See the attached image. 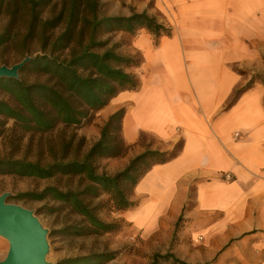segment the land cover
<instances>
[{
  "label": "crops",
  "instance_id": "obj_1",
  "mask_svg": "<svg viewBox=\"0 0 264 264\" xmlns=\"http://www.w3.org/2000/svg\"><path fill=\"white\" fill-rule=\"evenodd\" d=\"M141 1L170 34L139 29L125 54L138 86L117 93L97 114L102 125L124 108L123 140L131 147L121 170L145 145L170 150L134 186L121 215L189 264H264V0ZM127 15V13L125 14ZM98 137L95 138V142ZM229 175V178L226 177Z\"/></svg>",
  "mask_w": 264,
  "mask_h": 264
},
{
  "label": "trees",
  "instance_id": "obj_2",
  "mask_svg": "<svg viewBox=\"0 0 264 264\" xmlns=\"http://www.w3.org/2000/svg\"><path fill=\"white\" fill-rule=\"evenodd\" d=\"M100 8V0H0V15L7 16L0 31V45L20 36L19 42L26 49L37 41L41 51L19 70V79L0 77V90L10 98H0V117L13 119L22 131L46 132L57 123L77 125L91 112L102 109L118 92L138 86L136 75L128 69L139 63L131 55L118 53L116 44L109 46V37H101L116 32L134 34L143 28L157 38L169 35L170 29L145 11L133 10L126 16L104 15ZM25 73H33L44 80L27 82ZM256 79L264 84V76L255 74L234 92L231 102ZM123 113L124 108H120L109 115L100 128L99 138L81 159L41 164L1 157L0 174L79 177L80 183H85L77 190L61 191L48 186L38 194L23 195L36 199L50 196L82 216L80 225H68L60 230L65 235L113 231L116 225L100 220L97 206L90 200L106 194L115 210L129 208L133 204L129 196L139 179L152 166L175 157L182 146L180 140L169 151L145 149L130 158L121 170L113 174L98 173L96 160L121 156L128 147L121 133ZM1 126L0 120V135ZM113 257L114 252L105 251L66 257L58 263L104 264ZM160 260L169 264H189L172 253L153 254L149 264H159Z\"/></svg>",
  "mask_w": 264,
  "mask_h": 264
},
{
  "label": "rangeland",
  "instance_id": "obj_3",
  "mask_svg": "<svg viewBox=\"0 0 264 264\" xmlns=\"http://www.w3.org/2000/svg\"><path fill=\"white\" fill-rule=\"evenodd\" d=\"M141 1L147 2V6L149 7L153 5L152 0H100V12L104 15L126 16V13L129 15L131 11L136 10V6ZM6 22L7 16L4 14L0 15V31ZM19 29L22 33V28ZM134 34L116 32L101 38L105 39L109 37V46L116 44L115 50L118 53L131 55L139 63L141 61L140 53L125 54V49ZM19 37L17 36L13 41L0 45V64L10 66L19 62L26 55L33 56L41 53L40 43L33 41L26 49L19 42ZM24 80L27 82H37L44 80V78L33 73H25ZM0 98L10 100L9 95L2 90H0ZM97 112H91L86 119L77 125L57 123L46 132L22 131L13 119L5 120L0 117L2 124L0 158L9 156L38 161L41 164L81 159L88 148L94 143L95 138H99L100 128L104 124L99 125L96 117ZM154 141L155 139L148 134L141 135L139 143L143 145L148 144L144 146L142 151L145 149L159 150L149 148V145L154 143ZM127 145L126 151L121 156L96 160L97 172L115 173L116 169L120 167V161L129 152L131 146ZM84 183H80L79 177L61 175H55L50 178H36L15 174H0V194L8 192L7 202L29 208L39 218L42 225L48 231L47 240L49 249L46 258L51 264H59L58 262L66 257L83 256L105 251L114 252V257L104 264H149L153 254H174L170 250L176 244L178 237L176 231H179L181 219H179L174 229L173 236L165 243L132 227L124 220L121 210L113 208L108 196L101 194L99 197L91 199L90 203L97 206V217L104 222L114 223L116 225L115 230L102 234L65 235L60 230L68 225H80L83 222L82 216L72 212L66 204L52 199L50 196L36 199L23 195L25 193L38 194L48 186H54L61 191L68 189L77 190L82 188ZM7 248V240L0 236V260L5 256ZM175 256L180 259L177 254ZM159 264L169 263L160 260Z\"/></svg>",
  "mask_w": 264,
  "mask_h": 264
},
{
  "label": "water",
  "instance_id": "obj_4",
  "mask_svg": "<svg viewBox=\"0 0 264 264\" xmlns=\"http://www.w3.org/2000/svg\"><path fill=\"white\" fill-rule=\"evenodd\" d=\"M31 58L26 55L10 66L0 64V77L19 79V70ZM8 195V192L0 194V236L8 242L0 264H51L46 258L47 229L33 210L7 202Z\"/></svg>",
  "mask_w": 264,
  "mask_h": 264
},
{
  "label": "built area",
  "instance_id": "obj_5",
  "mask_svg": "<svg viewBox=\"0 0 264 264\" xmlns=\"http://www.w3.org/2000/svg\"><path fill=\"white\" fill-rule=\"evenodd\" d=\"M227 178H229V175H226Z\"/></svg>",
  "mask_w": 264,
  "mask_h": 264
}]
</instances>
